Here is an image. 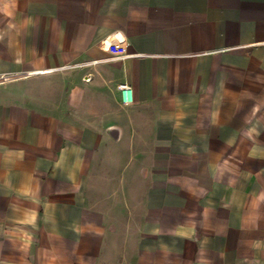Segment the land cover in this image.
<instances>
[{
    "label": "crops",
    "instance_id": "crops-1",
    "mask_svg": "<svg viewBox=\"0 0 264 264\" xmlns=\"http://www.w3.org/2000/svg\"><path fill=\"white\" fill-rule=\"evenodd\" d=\"M0 264H264V0H0Z\"/></svg>",
    "mask_w": 264,
    "mask_h": 264
},
{
    "label": "built area",
    "instance_id": "built-area-1",
    "mask_svg": "<svg viewBox=\"0 0 264 264\" xmlns=\"http://www.w3.org/2000/svg\"><path fill=\"white\" fill-rule=\"evenodd\" d=\"M121 90H122V96H123V101L126 104H129L132 102V89L130 86L124 84L121 85Z\"/></svg>",
    "mask_w": 264,
    "mask_h": 264
}]
</instances>
